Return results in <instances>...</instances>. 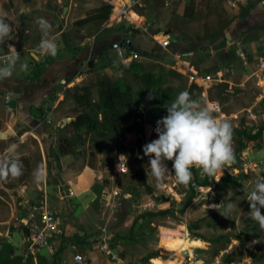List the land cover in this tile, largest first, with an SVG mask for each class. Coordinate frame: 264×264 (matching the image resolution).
<instances>
[{"label":"rangeland","instance_id":"obj_1","mask_svg":"<svg viewBox=\"0 0 264 264\" xmlns=\"http://www.w3.org/2000/svg\"><path fill=\"white\" fill-rule=\"evenodd\" d=\"M198 1L191 0L187 2L189 6L186 4L184 7L181 17L189 18L186 19L189 27L185 31L183 29L180 31L184 25L180 15L175 16L178 7L184 1L178 0L176 7L173 3L175 17L170 18L165 24L164 32L181 41V46L176 51L193 49L194 55L184 59L190 63V67L194 68L199 77L209 75L217 79L216 73L222 72L221 82L212 83L204 96L198 86L195 94L196 100H199L202 106H206L207 102L218 104L220 109L214 112V115L231 124L234 132L233 148L236 163L226 167L222 175L217 174L215 177L201 175L200 170L194 168L192 182L187 187L177 182L170 161L165 163L171 174L161 185H158L151 173L150 158L143 153L144 145L158 139L155 132L157 121L167 115V109L158 106L160 91L172 87L174 101L179 93L189 89V69L180 64L173 70L169 66L171 56L160 49L148 36L147 38L129 31L127 24L120 28L115 25L110 31L107 30L109 32L107 33L105 29H101L105 26L103 22L93 21L82 30L77 29L79 26L68 23L65 31L67 35L73 37L70 53H80L83 49L80 43L89 37L90 40L86 42L84 49L100 46L105 49V53L98 55L93 52L84 60H77L74 70L65 72L64 76H54L57 73L50 72V77L43 80H40V77L45 73L46 65L51 62L53 56L48 58L45 56L44 61H41V56L34 52H31L33 57L25 54L27 57L25 60L23 55H20L19 64L27 63L28 70L17 71L16 67L11 78L24 85V90L27 89L20 99L21 108L26 107L25 112L31 115H34L38 109L42 111L37 118L34 117L31 127L42 123L41 130L49 134L55 146L61 143L64 149L70 150V153L64 156L68 167L86 166L96 172L94 182L84 197L61 199L56 187H53L54 195L51 194L49 205L57 210L62 220L61 229L69 227L66 230L69 236L65 242L81 245L82 242L92 239L99 229H105L112 237L111 247L114 249V254L126 262L145 264L142 259L151 253H156L157 257L152 259V264H160L164 262L162 260L170 259L185 262V258L187 264H264V230L248 215L250 205L246 199L255 179L264 176V103L261 102L264 98V27L249 26L248 10L253 8L255 0H243L247 10H244L245 14L240 16L242 21L240 20L241 23L235 33L231 34L234 38L227 40L224 37L225 33H220V29L224 26V21L229 19L224 10L225 4L230 6L229 0ZM81 2L79 15L89 17L98 9L91 8L92 0ZM166 2L167 0H144L143 6L136 7L135 11L144 15L148 13L149 18L159 21L167 7ZM262 2L264 0L260 1V5L264 7ZM44 5L48 16L42 17L53 25L52 32L56 31L61 26L58 24L61 16L60 6L58 4L51 6L49 2ZM208 13L215 14L214 17L217 19V21L214 19L212 24L215 33L211 37L200 39L198 28L202 24L194 23L193 18L212 15ZM132 18L137 19L135 15ZM19 22L15 38L23 40V37H26L28 40L23 42V44L28 43L24 45L26 47L39 44L40 38L34 35V32L24 33L23 29L29 28V23L23 20ZM113 32L117 34L122 32L114 45L126 44L125 50L111 49L106 45V40ZM180 33L183 35L194 33L195 36H190L192 38L187 40ZM16 43L20 44L18 41ZM19 48L20 46L17 45V50ZM129 49L136 52L138 55L136 61L142 62L146 71L164 77V85L158 92L150 94L142 92L137 86L134 75L118 70ZM173 52L175 51H171ZM35 55L37 58L40 57L38 63L34 59ZM117 77L123 78L130 85L132 94L117 97L116 113L103 116L97 109L100 95L98 85L100 83L112 85ZM82 87H88L91 91V104L88 107H80L72 101L73 94L82 93ZM43 90L46 92L44 93ZM42 92L46 94L44 98ZM261 95L263 97H260ZM11 104L12 102L9 106ZM51 111H54V115L48 120ZM5 112H7L5 104H0V113L3 115ZM135 112L143 114L144 135L140 146L137 144L135 134L122 133L132 124L133 118L130 114ZM81 113H87L98 120L100 127L94 133H84L82 137H77L73 135L72 130L66 128V125ZM260 130L262 132L258 134ZM257 134L258 136L252 140L251 138ZM240 147H242L241 153L237 154ZM48 153L47 160L50 165L53 160ZM52 155L55 153L53 152ZM121 155L127 157L126 167L129 171L123 167L126 163L123 160L119 170ZM24 161L23 159L22 162ZM38 164V160H34L33 168ZM231 167L238 171V173L232 171L237 186H222L218 191L213 189L212 185L217 186L225 173L234 170ZM106 170L111 173L108 177L109 192L104 195L103 183ZM26 175L27 171L18 178L23 179ZM205 181L209 184L201 187L200 185ZM150 190L153 192L152 195ZM155 197L170 198L174 206L169 216L154 215L171 209L169 203L163 202H157L160 208H151L148 204L154 201ZM192 197L193 200L187 204ZM230 203H234L237 207L229 210L227 205ZM144 205L148 207L143 208ZM189 225H196L198 229L189 231L187 229ZM181 226H184L188 234L187 250L184 253L188 250L192 251L193 260L188 258V253L184 254L182 259H176L168 250V241L179 235L178 227ZM78 232L83 236H79ZM196 236L204 241L193 239ZM38 254L48 256L45 250H41ZM100 261L102 264H111L104 257ZM54 263L50 261L48 264ZM97 263L92 262V264ZM38 264L46 263L39 261Z\"/></svg>","mask_w":264,"mask_h":264},{"label":"crops","instance_id":"obj_2","mask_svg":"<svg viewBox=\"0 0 264 264\" xmlns=\"http://www.w3.org/2000/svg\"><path fill=\"white\" fill-rule=\"evenodd\" d=\"M81 1L82 0H66L67 11L66 14L64 15L63 6L59 0H47V1L46 0H0V16L5 17L7 21L13 26V32L10 41H7L5 45H0V54H8L9 49L7 45L11 44L16 48V50H17V45L20 46L17 52L19 53V55H23L24 60L27 58L25 54H27L29 57H33V54L31 52H34V54L35 53L39 54L42 58L41 61H44L45 56L46 58L49 57V55H44L38 51L39 44L26 47L24 45L28 43L23 44V42H26L28 40L26 39V37H23V40L21 38H20L21 40L19 38H15L16 30L20 23L19 21L23 20L29 23L28 25L29 28L25 27V29H23L25 31L24 33H29L30 31H32L34 32V35H38V37L40 38L39 41H41L42 33L35 21L37 20V18H41L42 16L44 17L48 16L47 14L48 12H46L47 10L45 9V5H44L48 2L50 3L51 6L52 4H56V5L58 4L60 6L61 16L59 17L60 21H58V24L59 25L61 24V26L56 31H53L51 34L52 36H54L55 41L58 44V53L56 56L52 58L51 62L46 65V69H45L46 71L40 77V80H43L44 78L48 79L50 77V72L57 73L54 74V76L56 75L64 76L65 72H68L71 69L74 70V68L77 65L76 63L77 60L80 61L84 60L86 56H88L89 54H93V52H96L95 54L98 55L102 53L104 54L105 49H103L100 46L98 47L94 46L92 49H90V47L84 49V46L86 45V42L90 40V37L85 38L83 42L80 43V46L83 47L80 53L78 54H75V52L70 53V48L73 43V37L71 38L70 35H67L65 30L67 28L68 23L74 24L76 21L86 18L85 15L83 14L79 15V11L81 10V6H80V4L82 3ZM111 1H113L114 5H116L117 3H119V1L122 0H111ZM180 1H184V2H182L181 5L178 7L175 16L180 15L179 17L183 20L184 23L180 31L182 29L183 31H185V29L189 27V25H187L189 23L186 21V19L189 18L181 17V15L183 14L184 7L186 6V4H188L187 2H191V0H180ZM260 1L262 0H255L253 8L251 10H248V14L250 15V18L248 19V23L250 27L252 26H257L260 28L264 27V7L260 5ZM177 2L178 0H167L166 2L167 7L166 9H164L159 21H157V19L155 18H149L147 16L148 13L147 15H144V14H139L137 12L138 15L140 16V20L144 21L145 24H152V21H155V24L151 26L152 29L151 33L154 32L163 33L164 35H168L170 38L172 37L174 39L173 40L174 43H172V45L166 51L164 50L167 54L171 56L169 66L173 70L176 68L175 66L180 64H181L180 66H183L187 69L186 66L187 64L190 65V63L188 61H185L184 58H189L190 56L194 55L193 49L192 50L183 49L176 51L181 46L180 43L181 41H179L178 38L173 37L171 34L169 33L166 34L164 32L165 24L168 22L170 18L175 17L173 8L177 6ZM92 3L93 5H91V8H99L100 6L105 4L101 0H92ZM173 3H175L174 7H173ZM228 3L230 6H227L225 4L224 10L228 14L229 19H226L224 21L223 24L224 26L221 27L220 33L222 32L225 33L224 35L225 39L231 40L234 38L231 34L235 33L237 26L242 21L240 16L245 14L244 10H247V8L243 0H229ZM44 12H46V15L44 14ZM208 14L209 15L212 14V15L207 17L200 16L198 17V19L193 18L195 20L194 23L202 24V26L198 28V36H200L198 38L200 39H206L209 36L211 37L215 33L212 27L213 21L215 19L214 17L215 14L213 13H208ZM112 17L113 15L110 13L107 21H99V22H103V25L105 24V26H103L101 29L103 30L105 29V31L107 32V30L110 31V29L115 25L118 26V28L124 26L125 22L112 23ZM215 20L217 21V19ZM87 24L83 26H79L77 29L82 30L84 27L88 26ZM121 30L122 29H119V31ZM130 30L131 29H129V31ZM121 33L122 32H119V34H117L113 32L112 34H110V37L108 38V40H106V45H108L111 49H113V46H115L114 43L115 41L118 40L119 37L118 35H120ZM133 33L145 37L148 36L153 41V39L149 35L144 34L140 31H133ZM180 35L187 40L195 36L194 33H190L186 35L180 33ZM17 41L20 42V44L16 43ZM132 45L133 47H135L134 43H132ZM170 50L175 52L171 53ZM130 52H132V50H130L129 53ZM176 54L181 55L182 56L181 58L183 59L177 60L174 57V55ZM34 59L36 60L37 63L40 61V57L37 58L36 55ZM121 62L126 63L123 62V60ZM16 67H17V71H20L19 62L17 63ZM11 77L6 78L4 80H0V104L1 105L5 104V107L7 109V112H5V114L2 115L0 113V159H4V160L8 159L9 153L7 150L9 145H13V144L16 145L17 146L16 154L18 155L21 162L23 159L25 160L24 163L22 162V165H23V172L27 171V175L23 179L11 178V177L0 179V264H38L39 261H43L46 264H48L50 261L51 263L55 262L54 264H74L72 262V257L75 254L83 255L90 264H92V262L94 261L98 262L97 264H102L100 259L102 257L104 258L107 257H105L99 251L94 249L91 243L92 239L100 231V229L94 233V236L88 242H84V243L82 242L81 245L83 246L71 245L69 241L65 242L66 238H68L67 236H69L67 235L69 233H67L66 231L68 230L67 228L69 227L63 230L61 229L62 220L57 210L52 208L51 205L49 206L57 212L61 220L59 232L55 234L52 239L49 240V242L55 247L56 252L54 253V255L40 256L39 254H37V256H32L27 249L26 230L23 226V222L26 220V217L30 211V207L34 205L41 198L42 193L45 192L47 194L49 203L51 202L52 199L51 194L54 195L53 187H56L61 199L84 197L86 196V194L88 193L89 189L91 188L94 182V179L96 177V172L92 170L90 167H86V166H84L83 168L75 167L74 165L68 167L66 165V158L64 157L65 154L61 153L60 151L61 150L60 143L57 146H55L54 140H52L49 134L41 130L42 123L34 125V127H31L34 121V117L37 118V116H39V111H36L34 115L33 114L31 115L30 113L27 114L25 112L26 107L21 108L20 99L22 98L21 97L22 94H25L27 89L24 90L23 87L24 85H20L15 78H11ZM211 85L212 83L210 84V86ZM195 86L197 87V85ZM206 90L202 89L201 91L202 96L205 95ZM43 92L45 93L46 90H43ZM43 92L41 93L42 98L46 96V94H43ZM260 97L263 96L261 95ZM263 100L264 98H262L261 102L264 103ZM10 102H12L11 106H9ZM206 104L210 105L208 102ZM212 104H215L217 106V109L213 112H218L220 109L218 104L216 103H212ZM53 115H54V111H51L48 114L47 117L48 120H51ZM47 152L51 154V158H52L51 160H53V163L52 164L50 163V165L48 164V160H47ZM53 152L55 153V155H52ZM34 160H38L39 162V164L35 166V168H33ZM38 169L42 170L43 172V179L39 182H37L34 175ZM234 170L238 173L237 169ZM230 172H232V170L229 171L228 173L230 174ZM69 192L72 193L71 196L67 195L69 194ZM152 204H154L155 208H160V205L157 204L156 200L152 201L148 205H152ZM101 230L105 231V229H101ZM105 233L107 237L109 238L111 237L110 235L107 234L106 231ZM78 235L83 236L82 233L80 232H78ZM111 245H112V237H111ZM184 254L186 255L187 253L185 252ZM100 255L102 257H100ZM57 258H59V260H56ZM103 264H110V263H103ZM111 264L114 263L111 262Z\"/></svg>","mask_w":264,"mask_h":264},{"label":"clouds","instance_id":"obj_3","mask_svg":"<svg viewBox=\"0 0 264 264\" xmlns=\"http://www.w3.org/2000/svg\"><path fill=\"white\" fill-rule=\"evenodd\" d=\"M42 33L38 51L44 55L56 56L58 44L51 35L53 25L43 17L35 21ZM13 26L3 16H0V45L10 41ZM9 53L0 66V80L11 77L16 69L20 55L16 48L8 44ZM21 71L28 70V64H20ZM151 98V96L149 97ZM167 115L157 121L155 132L158 139L143 146V153L149 157V166L157 184L161 185L170 175L166 161L172 162L174 176L177 182L187 187L193 179L192 169H199L201 175L215 177L223 174L226 167L235 163L233 148V128L226 120H220L212 109L202 106L199 100L193 99L188 91L177 95L170 103ZM16 145H9L8 159H0V179L18 178L22 175L23 165L16 154ZM126 163L127 157L120 156ZM37 182L43 179L42 170L34 174ZM250 205L248 215L264 230V176L257 177L246 195ZM237 207L234 203L227 205L229 210Z\"/></svg>","mask_w":264,"mask_h":264},{"label":"trees","instance_id":"obj_4","mask_svg":"<svg viewBox=\"0 0 264 264\" xmlns=\"http://www.w3.org/2000/svg\"><path fill=\"white\" fill-rule=\"evenodd\" d=\"M111 13V6L108 4H103L98 9H96L93 13V15L86 17L82 20L76 21L74 24L76 26H83L87 23L93 22V21H107L109 18V15ZM129 54V50L127 51V55ZM118 70L124 73H130L135 76L137 81V86L140 88V90L144 93H155L158 92L159 89L162 88L164 85V77L162 75H155L154 73L150 71H146L144 64L133 60L126 63H120L118 66ZM100 89V95H99V103L97 105V109L99 114L106 116L116 113L117 111V97L120 96H129L132 94V89L130 85L121 77H117L114 79V83L112 85L106 84V83H100L98 85ZM82 93H75L72 96V101L75 105H78L80 107H88L91 104L90 97H91V91L88 87H82ZM193 99H196V92L198 91V88L195 85H191L189 89L187 90ZM173 88L172 87H166L160 93L158 94V106L162 109H166L170 105V103L173 101ZM38 111L42 114V111L38 109ZM133 118V122L131 125L126 127L122 133L123 134H135L137 136V144L140 146L141 144V138L144 135L143 131V114L141 112H135L130 114ZM100 127V122L93 117H91L87 113H81L79 114L73 121L68 123L66 125V128H70L73 132V135L77 137H82L84 133L90 134L96 132ZM262 131L260 130L258 134H260ZM255 135L251 139L254 140L257 136ZM61 146V143H60ZM60 151L63 154H69V149H64L63 146L60 147ZM242 147L239 148L237 151L238 153H241ZM235 163H236V157H235ZM234 163V164H235ZM232 164V165H234ZM209 183L205 181L200 185L201 187L208 185ZM222 186H231L236 187L237 186V180L235 177L231 176L228 173H225L219 180L218 185L215 187V190L218 191ZM194 197L190 198L187 204H190V202L193 200ZM173 212V208L165 211H160L158 213H155V216L158 217H167ZM189 231L197 230L198 227L196 225H189L187 228ZM193 239H198L201 241H204L201 237H194ZM157 257L156 253H151L150 255L144 257L142 259V262L148 263L149 259H154Z\"/></svg>","mask_w":264,"mask_h":264},{"label":"built area","instance_id":"obj_5","mask_svg":"<svg viewBox=\"0 0 264 264\" xmlns=\"http://www.w3.org/2000/svg\"><path fill=\"white\" fill-rule=\"evenodd\" d=\"M105 4L111 6L112 23H121L125 22L131 31H140L144 34L149 35L153 41L159 46L162 50H167L172 43H174L168 35L163 33L154 32L151 33V26L155 24V21H152V24H145L144 21L140 20V16L135 11L136 7H142L144 0H122L114 5L111 0H101ZM136 16V20L132 16ZM125 50V49H123ZM120 51V49H119ZM8 55V54H7ZM7 55H0V66L3 65ZM177 60H182L181 55H174ZM138 55L136 53L130 52L123 60V62H129L137 60ZM187 69H189L188 84L197 85L199 88L207 89L210 84L213 82H221L222 72H217V79H213L211 76L206 75L204 77H199L194 68L190 67L187 64ZM190 67V68H189ZM208 108L215 111L217 106L215 104L207 105ZM233 173H237L235 170H232ZM229 174V173H228ZM232 175V172H230ZM199 190L201 188H198ZM72 193L69 192V196ZM151 208H155L154 204L150 205ZM143 208L148 207V205L142 206ZM61 225V220L57 212L49 206L48 196L45 192L42 193L41 198L30 207V211L26 217V220L23 222V226L26 230V241L27 249L32 256H37L41 250H45L48 255H54L55 247L49 242L55 234L59 232V227ZM94 249L99 251L109 261L114 264H137L133 262H126L119 258L118 255L114 254L111 249V237H107L104 230H100L91 241ZM161 259V258H159ZM162 260V259H161ZM185 258V263H186ZM165 261V260H162ZM72 262L74 264H90L87 259L81 254H75L72 257ZM152 264V259L148 260V263Z\"/></svg>","mask_w":264,"mask_h":264},{"label":"bare ground","instance_id":"obj_6","mask_svg":"<svg viewBox=\"0 0 264 264\" xmlns=\"http://www.w3.org/2000/svg\"><path fill=\"white\" fill-rule=\"evenodd\" d=\"M178 236L173 237L168 241V250L173 254V256L176 259H182L184 256V251L187 250V240H188V234L184 226L178 227ZM188 258L190 260L194 259V253L190 250H188ZM160 264H187L185 262H176L174 260H166L164 262H161Z\"/></svg>","mask_w":264,"mask_h":264},{"label":"water","instance_id":"obj_7","mask_svg":"<svg viewBox=\"0 0 264 264\" xmlns=\"http://www.w3.org/2000/svg\"><path fill=\"white\" fill-rule=\"evenodd\" d=\"M63 6V13L64 15L66 14L67 11V2L66 0H59ZM126 44L120 43L119 45H115L113 46V49H122L125 48ZM72 120H70L71 122ZM109 173H111L110 171L106 170V174L104 175V195H106L109 192V181H108V177H109ZM183 186V185H181ZM215 184L212 185V188H215ZM153 192L150 190V195H152ZM155 200L157 202H163V203H169L170 208H173L174 204L170 202V198L169 197H155Z\"/></svg>","mask_w":264,"mask_h":264}]
</instances>
